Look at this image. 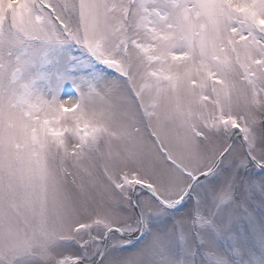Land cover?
Returning <instances> with one entry per match:
<instances>
[{"label":"snow or ice","instance_id":"obj_1","mask_svg":"<svg viewBox=\"0 0 264 264\" xmlns=\"http://www.w3.org/2000/svg\"><path fill=\"white\" fill-rule=\"evenodd\" d=\"M0 264H264V0H0Z\"/></svg>","mask_w":264,"mask_h":264}]
</instances>
